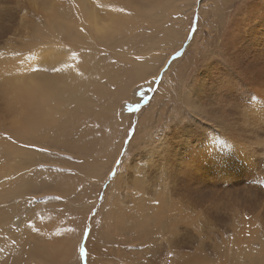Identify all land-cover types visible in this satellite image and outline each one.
<instances>
[{"label":"bare ground","instance_id":"bare-ground-1","mask_svg":"<svg viewBox=\"0 0 264 264\" xmlns=\"http://www.w3.org/2000/svg\"><path fill=\"white\" fill-rule=\"evenodd\" d=\"M202 1L192 40L148 104L153 117L144 112L126 144L143 129L146 149L109 180L97 238L132 264H264V0H222L245 9L232 22L231 10L219 13L207 38ZM160 3L0 0V133L17 140L0 135V264L79 263L83 217L126 138L122 107L140 101L135 91L190 27L176 36L138 23ZM88 194L93 205L73 210Z\"/></svg>","mask_w":264,"mask_h":264},{"label":"rangeland","instance_id":"rangeland-1","mask_svg":"<svg viewBox=\"0 0 264 264\" xmlns=\"http://www.w3.org/2000/svg\"><path fill=\"white\" fill-rule=\"evenodd\" d=\"M157 2H163V3H160L158 5H155L154 6L155 8H152V9H154V11H152V12L157 13V15L151 16L149 11H147V13L145 12V13H143V15H141L142 16L141 21H143V22H138V23H145L146 21H149L151 19L154 22H152V21H150V22L154 23L157 27L162 26L163 29L167 28L168 31L170 29L169 32H171V33H172V29H174V31H175L174 33H176V36L181 35L183 33V31L186 30V26H187L186 22H191L190 27L188 28L185 39L181 42L179 47L176 48L174 51H172L168 55V57L165 58V61H164L163 65L160 67L156 76L151 77V78L149 77L150 80H149V78H147L145 81L148 83H145L146 85L144 84V85L140 86L135 91V93H136L135 97H136V99H140V101H138V102H132L130 100L127 101L126 104L131 106L132 109L135 107H138V105H139V109L131 112L132 109L128 110V109H125V106L122 107L123 115L131 116L130 121L127 122L128 128L125 131L123 128H120V130L123 129L121 132H124L126 134V138L124 140L123 146L121 147L120 150H118V157H117L115 163L113 164V167L110 169V172L108 173L109 176L107 177V180L102 182L101 186H99L100 187L99 192L98 191L96 192L97 201H96L94 207L91 209V211L89 213L88 212L85 213V216L83 217V219H84V221L82 220L83 230L81 232V235L79 238V243L77 244V246H78V248H79V246L85 247V256H84V258L81 259L79 257L78 248L76 247L77 260H79V261H77V262H79L77 264H91V263L92 264H101V262H99L98 259H103V264H132L130 261H127L125 258H120L117 255L115 256V255L111 254L112 251H109L107 247L102 248L103 246L101 245V243L99 242V240L97 238L98 237L97 233L100 232L102 230V227H103V225L101 224V220H102L103 212H104L105 208L107 207V204H105V202H106V200H109V193H108V187H109V183H110L109 180L114 175L116 177H120L123 174L121 171H123V172L125 171V168L123 167V164H124L123 162L125 160L124 159L125 157H126V160H129V162H133L134 160L137 161V158L140 156V153L146 149V146H144V144H146V143L138 144L140 138L142 137L143 129H138V133H139L138 134V141L136 144H134L132 146L130 151L128 148H126V144H128L127 141L130 140L131 136L135 133L134 125H135V122L137 121V119L142 117L144 115V112L148 113V115H152V117H153L154 114H151L150 112L147 111L148 110L147 109L148 104H150V101H152V98H153L152 95L154 92H155L154 94H156V93L158 94V89H159L158 86L161 83V81L164 77V74L168 70L169 66L173 63V61L175 59L180 58L182 56L183 52L186 51V48H187L186 46L192 40V37H193L195 31L197 30V27H198V21L200 19V15L198 12V5H199L198 2H200V0H198L196 6H194V11L192 14H191V12L189 13V11H191V7L193 6L194 0H168V5H166V6H165V0H157ZM243 7L244 6H240L238 4L228 5V3H224L222 0H203L202 5H201V9L204 12V15H203L202 20H201L202 21L201 31H202L203 37H206L205 34L209 30L210 26L213 24L212 22L217 21L219 13H221L222 16H224L226 11L231 10L233 16L229 22H232L237 16H239L244 11L245 8H243ZM208 22H211V23H208ZM119 23L123 24L122 27H128V24H129V22H119ZM171 36L170 37L167 36V40L169 39V41H170L173 38ZM166 46H168V45H164V42L159 45V47L162 48L161 53H164L163 51L165 50ZM208 60H209V57H206L205 58V65H206ZM175 67H176V69H174L171 72L172 77H170V79L168 80V82H172V84L175 83L174 77L176 75V71L179 70V68H177V66H175ZM191 79L192 78L187 80L185 78L183 80V82L180 83V91H181L182 95H185L184 91L188 90L187 86L191 82ZM150 83H152V84H150ZM130 88H131V85L127 87V89H130ZM160 93L164 94V90ZM190 107H191L190 105H187L186 109L189 110ZM143 108H145V109L142 110ZM139 112L141 114H139ZM145 116H147V115H145ZM87 123H89V120L87 121ZM166 126H167V124L164 126L160 125L155 130V132L158 133V135L156 134L157 135L156 138H158L160 136L162 137L163 132L166 131L168 128ZM161 128H163V129L158 130ZM117 132H119V131H117ZM121 132H119V133H121ZM108 135H110L109 132H108ZM119 137H120V135H119ZM117 141H118V137L115 138V142H117ZM112 153L113 152H111V154ZM111 154H110V156H111ZM60 155L64 156V158L66 159L65 154H60ZM107 155H109V153ZM122 158H123V162L120 166V161L122 160ZM67 159H68V157H67ZM117 171H119V172H117ZM104 174H105V172H104ZM103 177H105V176H103ZM88 196L89 197L84 198L82 201L72 204L73 210L83 212L84 209L87 207V205L88 206L93 205L92 200L94 199V195L88 194ZM38 200H39L38 203H40L42 201V198L39 197ZM59 206L62 209L64 207L63 204H60ZM68 211H70V210L68 209ZM77 217H79V216H77ZM77 217H76V220L82 218L81 216H80V218H77ZM26 222L32 223V221H30V220H27ZM75 227H76L75 231L72 232V234H74V237H76L75 232L78 229L77 223H76ZM85 230H87V232H85ZM102 232H104V231L102 230ZM91 235H94V236H91ZM89 238H91V239H89ZM123 248H124V250H126V253H130L129 249H132L129 247L128 248L123 247ZM70 264H74V263H70Z\"/></svg>","mask_w":264,"mask_h":264},{"label":"snow or ice","instance_id":"snow-or-ice-1","mask_svg":"<svg viewBox=\"0 0 264 264\" xmlns=\"http://www.w3.org/2000/svg\"><path fill=\"white\" fill-rule=\"evenodd\" d=\"M118 11L120 13H124L125 9L123 7H120L118 9ZM136 59L140 60L141 57L137 56ZM54 71H58V69H54ZM138 109H139V105H138V107L133 108L131 111H136ZM0 135H2L5 140L11 142L12 144H17V140L13 139V137L11 135H9L7 132L0 133ZM18 146L20 148L31 149V150L40 151V152H46L47 151V149L37 147L35 144H31V143H20ZM68 159H71V157H68ZM41 167H43V165H41ZM57 171H62V169L57 170ZM52 199L60 200L61 197L60 196H55V197H52ZM66 231L67 232H74L75 228H68V229H66ZM85 232H87V230H85ZM56 235H59V232H57ZM78 253H79V257L81 259L84 258V256H85V247L84 246H79Z\"/></svg>","mask_w":264,"mask_h":264}]
</instances>
